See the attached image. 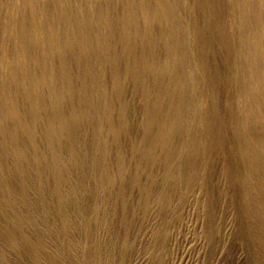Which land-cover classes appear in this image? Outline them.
Wrapping results in <instances>:
<instances>
[{
	"label": "rangeland",
	"instance_id": "rangeland-1",
	"mask_svg": "<svg viewBox=\"0 0 264 264\" xmlns=\"http://www.w3.org/2000/svg\"><path fill=\"white\" fill-rule=\"evenodd\" d=\"M0 264H264V0H0Z\"/></svg>",
	"mask_w": 264,
	"mask_h": 264
},
{
	"label": "bare ground",
	"instance_id": "bare-ground-1",
	"mask_svg": "<svg viewBox=\"0 0 264 264\" xmlns=\"http://www.w3.org/2000/svg\"><path fill=\"white\" fill-rule=\"evenodd\" d=\"M251 9V8H250ZM20 16V15H19ZM260 20V19H259ZM72 21V20H71ZM27 25V24H26ZM263 29V28H262ZM263 37V36H262ZM112 43V42H111ZM10 55V54H9ZM57 56V55H56ZM57 75V74H56ZM146 76V75H145ZM47 101V100H46ZM42 112V111H41ZM69 122V121H68ZM78 122V121H77ZM46 124V123H45ZM30 129V128H29ZM56 132V131H55ZM57 133V132H56ZM119 139V138H118ZM39 143V142H38ZM20 144V143H19ZM35 146V145H34ZM4 148V147H3ZM28 148V147H27ZM23 150V149H22ZM30 150V149H29ZM27 151V150H26ZM31 154V153H30ZM32 155V154H31ZM27 158V157H26ZM32 158V156H31ZM40 159V158H39ZM199 167V166H198ZM126 168V167H125ZM112 177V176H111ZM117 178V177H116ZM63 187V186H62ZM68 189V188H67ZM107 190V189H106ZM29 193V192H28ZM64 193V192H63ZM110 194V193H109ZM36 195V194H34ZM107 196V195H106ZM69 200V199H68ZM35 205V204H34ZM69 212V211H68ZM84 217V216H83ZM80 226V225H79ZM84 227V226H83ZM78 231V230H77ZM45 236V235H44ZM94 242V241H93ZM76 254V253H75ZM98 256V255H97ZM103 256V255H102ZM71 261V260H70Z\"/></svg>",
	"mask_w": 264,
	"mask_h": 264
}]
</instances>
